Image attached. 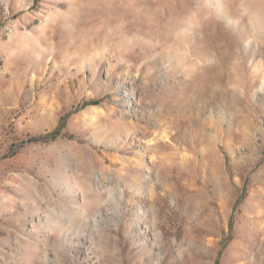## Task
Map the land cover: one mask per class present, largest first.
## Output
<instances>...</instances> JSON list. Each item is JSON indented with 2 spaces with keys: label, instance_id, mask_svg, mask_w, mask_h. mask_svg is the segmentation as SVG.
Segmentation results:
<instances>
[{
  "label": "rangeland",
  "instance_id": "rangeland-1",
  "mask_svg": "<svg viewBox=\"0 0 264 264\" xmlns=\"http://www.w3.org/2000/svg\"><path fill=\"white\" fill-rule=\"evenodd\" d=\"M0 264H264V0H0Z\"/></svg>",
  "mask_w": 264,
  "mask_h": 264
},
{
  "label": "trees",
  "instance_id": "trees-1",
  "mask_svg": "<svg viewBox=\"0 0 264 264\" xmlns=\"http://www.w3.org/2000/svg\"><path fill=\"white\" fill-rule=\"evenodd\" d=\"M59 135V133H53L52 135H51V137L52 138H55L56 136H58Z\"/></svg>",
  "mask_w": 264,
  "mask_h": 264
}]
</instances>
